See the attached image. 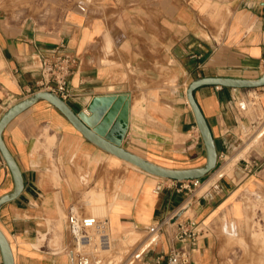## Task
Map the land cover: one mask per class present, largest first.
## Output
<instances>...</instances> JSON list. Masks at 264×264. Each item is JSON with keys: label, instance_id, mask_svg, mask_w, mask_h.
<instances>
[{"label": "crops", "instance_id": "crops-1", "mask_svg": "<svg viewBox=\"0 0 264 264\" xmlns=\"http://www.w3.org/2000/svg\"><path fill=\"white\" fill-rule=\"evenodd\" d=\"M57 52L78 61L65 99L73 110L96 95L125 94L127 116L113 129L123 147L164 167H199L207 153L187 87L202 76L263 75L264 0H0V118L41 90L42 60ZM194 93L219 159L192 193L97 146L45 99L15 116L3 138L24 187L0 206L15 264H75L72 204L108 218L117 264H156L171 231L150 228L171 213L205 224L189 264H230L253 221L264 226V124L256 149L240 135L255 123L242 113L252 97L255 113L264 111V86ZM14 186L0 151V196Z\"/></svg>", "mask_w": 264, "mask_h": 264}, {"label": "water", "instance_id": "water-1", "mask_svg": "<svg viewBox=\"0 0 264 264\" xmlns=\"http://www.w3.org/2000/svg\"><path fill=\"white\" fill-rule=\"evenodd\" d=\"M204 85H217L234 88H258L264 86V73L257 79L202 76L193 79L189 83L187 87V99L191 105L199 131L205 143L207 159L206 163L202 166L183 169L161 166L122 146L121 137L115 135L113 129L120 119H125L127 116L126 111L128 102L125 94H104L93 96L87 109L79 112L73 110L69 103L56 92L46 89L36 91L32 95L14 103L0 118V151L12 173L15 186L11 192L0 196V206L17 198L24 187L21 169L4 141L3 131L15 116L40 99H45L57 107L88 140L149 173L175 180L203 178L216 168L219 159L212 129L195 98V90ZM0 250L4 264H15L11 244L1 229Z\"/></svg>", "mask_w": 264, "mask_h": 264}, {"label": "built area", "instance_id": "built-area-1", "mask_svg": "<svg viewBox=\"0 0 264 264\" xmlns=\"http://www.w3.org/2000/svg\"><path fill=\"white\" fill-rule=\"evenodd\" d=\"M80 8L85 10L84 6H80ZM77 62V58L69 53L57 52L51 57H44L40 67L41 89L54 91L64 99L69 97L71 94L69 82ZM174 181L178 183L179 189L190 193L201 185V178L174 179ZM162 188L163 183H158L156 191L160 192ZM67 222L74 239V245L77 247L75 264H101L102 258L85 248L92 247L95 252H98L99 249H107L110 244V236L106 232L109 225L108 218H99L93 214L84 215L79 205L72 204L68 209ZM169 229L171 231V234H168L170 249L167 253L160 254L156 258V264H162L163 261H166L167 264H189L191 261L190 250L196 247L198 238L205 229V224L191 216L180 217L171 213L158 219L150 228L154 236H159L163 232L168 233ZM91 231H94L97 236L94 237Z\"/></svg>", "mask_w": 264, "mask_h": 264}, {"label": "rangeland", "instance_id": "rangeland-1", "mask_svg": "<svg viewBox=\"0 0 264 264\" xmlns=\"http://www.w3.org/2000/svg\"><path fill=\"white\" fill-rule=\"evenodd\" d=\"M247 90H255L257 88H246ZM245 102V100H244ZM240 105V102L238 103ZM254 106L259 107L260 102L257 97L251 98L249 101V108L246 111H242L243 114L250 116L252 121H255L252 127H247L246 129L241 130V137L244 139L245 143L247 145V150H251L252 148L257 147V144L260 142L255 140L256 134L260 127L264 124V111L260 109L259 115L255 113V109L253 110ZM259 116V117H258ZM264 129H261L260 133L263 132ZM256 149V148H255ZM88 203V204H87ZM83 204L87 205H94V202L85 197L83 199ZM93 215H96L93 211L90 212ZM102 218V216H99V218ZM258 221V220H257ZM250 234L245 237V239L238 240L237 241V251L235 252L236 257L231 259L230 264H264V226L260 224V222H256V220L253 221V225L249 228ZM106 232L109 234L111 239V246L108 249H99L98 252H95V250L92 247H86L85 250H88L89 252H94V255H98L102 258L101 264H109L110 261H112L110 264H117L119 261V257L117 254H115V249L113 247L112 243V237L110 235L109 229H106ZM92 234H94V237L97 236L94 231H91ZM94 250V251H93Z\"/></svg>", "mask_w": 264, "mask_h": 264}, {"label": "bare ground", "instance_id": "bare-ground-1", "mask_svg": "<svg viewBox=\"0 0 264 264\" xmlns=\"http://www.w3.org/2000/svg\"><path fill=\"white\" fill-rule=\"evenodd\" d=\"M229 165V164H228ZM99 212V211H98ZM96 214V213H95ZM264 236V235H263ZM111 240V239H110ZM111 245V242H110V244L108 245V247L107 248H109V247H112V246H110Z\"/></svg>", "mask_w": 264, "mask_h": 264}]
</instances>
